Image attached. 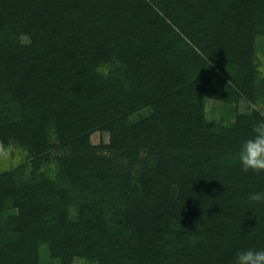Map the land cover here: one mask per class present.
<instances>
[{"label": "trees", "instance_id": "16d2710c", "mask_svg": "<svg viewBox=\"0 0 264 264\" xmlns=\"http://www.w3.org/2000/svg\"><path fill=\"white\" fill-rule=\"evenodd\" d=\"M262 114L264 0H0V264L264 250Z\"/></svg>", "mask_w": 264, "mask_h": 264}, {"label": "clouds", "instance_id": "9594fccd", "mask_svg": "<svg viewBox=\"0 0 264 264\" xmlns=\"http://www.w3.org/2000/svg\"><path fill=\"white\" fill-rule=\"evenodd\" d=\"M238 159L243 172L264 173V118L253 123L250 136L239 148ZM249 200L264 202V191L250 193ZM233 264H264V250H241L236 253Z\"/></svg>", "mask_w": 264, "mask_h": 264}, {"label": "rangeland", "instance_id": "374dc122", "mask_svg": "<svg viewBox=\"0 0 264 264\" xmlns=\"http://www.w3.org/2000/svg\"><path fill=\"white\" fill-rule=\"evenodd\" d=\"M101 139H103L104 141H107L108 140V135H106V134H103V135L96 134V135L93 136V141L95 143H98Z\"/></svg>", "mask_w": 264, "mask_h": 264}]
</instances>
